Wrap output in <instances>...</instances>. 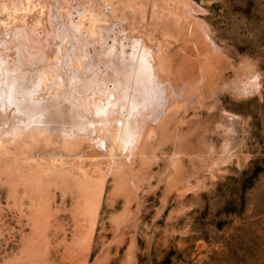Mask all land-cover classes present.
Instances as JSON below:
<instances>
[{
	"label": "rangeland",
	"instance_id": "rangeland-1",
	"mask_svg": "<svg viewBox=\"0 0 264 264\" xmlns=\"http://www.w3.org/2000/svg\"><path fill=\"white\" fill-rule=\"evenodd\" d=\"M4 37L0 264H264V0H0Z\"/></svg>",
	"mask_w": 264,
	"mask_h": 264
},
{
	"label": "bare ground",
	"instance_id": "bare-ground-1",
	"mask_svg": "<svg viewBox=\"0 0 264 264\" xmlns=\"http://www.w3.org/2000/svg\"><path fill=\"white\" fill-rule=\"evenodd\" d=\"M53 13H55V12H53ZM54 16H55V15H54ZM56 16H57V15H56ZM56 16H55V17H56ZM57 19H58V18H57ZM16 30H17V29H16ZM66 30H67V29H66ZM19 31H20V29H19ZM67 31H68V30H67ZM7 32H8V31H7ZM14 32H15V30H14ZM14 32H13V34H16V33H17V32H16V33H14ZM22 32H23V31H22ZM4 33H5V32H4ZM20 33H21V32H20ZM69 33H70V31H69ZM73 33H74V32H73ZM5 34H6V33H5ZM9 34H10V33H9ZM11 34H12V33H11ZM11 34H10V35H11ZM13 34H12V35H13ZM18 34H19V33H18ZM16 35H17V34H16ZM20 35L22 36V33H21ZM20 35H19V36H20ZM67 35H68V32H67ZM71 35H72V34H71ZM69 36H70V34H69ZM12 37H13V36H12ZM12 37H11V38H12ZM14 37H16V36H14ZM14 37H13V41H11V39L8 37V39L10 40L9 43H12V44H9L10 47H11L13 44H15V43H13V42H15L14 39H17V38H14ZM17 37H18V36H17ZM8 39L5 38V37L0 39V41H1V42H0V49H1V50H5V49H7V48H10L9 45H7V44H8V43H7V42H8V41H7ZM20 39H21V37H20ZM18 40H19V38H18ZM18 40H16V41L18 42ZM3 41H7V42L5 43V42H3ZM22 41H23V40H22ZM2 42H3V43H2ZM17 42H16V43H17ZM128 42H129V41H128ZM211 42H212V41H211ZM1 44H2V45H1ZM125 44H127V43H125ZM125 44H124V45H125ZM130 44H131V43H130ZM130 44H129V45H130ZM5 45L8 46V47H6ZM64 45H65V43H64ZM116 45H117V44H116ZM13 46H16L17 49H18L19 51L22 50V49H20V47H22V46H19V44H15V45H13ZM131 46H133V45L131 44ZM131 46L129 47L130 49H131ZM134 46H135V45H134ZM2 47H4L5 49H4V48L2 49ZM125 47H126V46H125ZM125 47H124V48H125ZM135 47H136V46H135ZM135 47H134V48H135ZM143 47H144V46H143ZM118 48H119V46H118ZM122 48H123V47H122ZM122 48H121V50H122ZM127 48H128V46H127ZM127 48H126V49H127ZM132 48H133V47H132ZM10 49H11V48H10ZM14 49H15V47H14ZM39 49H40V48H39ZM60 49H61L60 46H57L56 57H57L58 60H59V55L62 56V55H61V54H62V53H61L62 51L60 52ZM115 49H116V48H115ZM119 49H120V48H119ZM1 50H0V51H1ZM133 50H134V49H132V50H130V51H133ZM38 51H40V50H38ZM116 51H117V52H120L119 50H116ZM122 51H123V50H122ZM125 51H126V50H125ZM125 51H124V52H125ZM113 52H114V51H113ZM7 53H8V52H7ZM60 53H61V54H60ZM103 53H104V51H103L101 54H103ZM121 53H122V52H121ZM125 53H126V52H125ZM128 53H129V52L127 51V54H128ZM133 53H135V52L133 51ZM112 54H114V53H112ZM122 54H124V53H122ZM130 54H131V52H130ZM114 55H115V54H114ZM114 55H113V56H114ZM116 55H118V54L116 53ZM149 56H150V55H149ZM101 57H102V55H101ZM115 57H116V56H114V59H115ZM60 58H61V57H60ZM116 58H117V57H116ZM121 58H122V57H120V59H119V57H118L119 62H120ZM126 58H127V57H126ZM128 58H129V57H128ZM99 59L101 60V58H99ZM58 60H57V61H58ZM92 61H93V60H92ZM104 61H106V59H105ZM116 61H118V60H116ZM147 61H149V59H147ZM29 62H30V61H29ZM106 62H107V61H106ZM108 62H109V61H108ZM126 62H127V61H126ZM134 62H135V61H134ZM4 63H5V62H4ZM57 63L59 64L60 67H62V63H63V65H64V62H62V63H61V62H57ZM131 63H132V62H131ZM149 63H150V61H149ZM67 64H68V63H67ZM121 64H122V63H121ZM127 64H129V62H127L126 65H127ZM133 64H134V63H133ZM133 64H132V65H133ZM153 64H154V63L151 62V65H152V66H153ZM90 65H92V64H90ZM119 65H120V64H119ZM64 66H66V64H65ZM67 66H69V65H67ZM99 66H100V65H99ZM120 66H121V65H120ZM121 67H122V66H121ZM126 67H128V65H127ZM129 67H130V66H129ZM155 67H156V70H157V69H158L157 66H155ZM31 68H32V67H31ZM65 68H66V67H65ZM123 68H124V67H123ZM153 68H154V66H153ZM153 68H152V69H153ZM4 69H5V66H4L3 61H2V58H1V56H0V76H1V74L3 73L2 70H4ZM59 69H60V68H59ZM59 69H57V70H59ZM61 69H62V68H61ZM61 69H60L59 73L62 71ZM63 69H64V68H63ZM67 69H68V68H67ZM104 69H105V68H104ZM104 69H103V70H104ZM119 69H120V68H119ZM126 69H127V68H126ZM126 69H125V70H126ZM128 69H129V68H128ZM121 70H122V68H121ZM154 70H155V69H154ZM156 70H155V71H156ZM69 71H70V70H69ZM106 71H107V70H106ZM108 71H109V70H108ZM108 71H107V72H108ZM130 71H131V70H130ZM56 72H57V71H56ZM64 72L66 73L67 70H66V71L64 70ZM64 72L62 73V76H63V77L65 76V75H64V74H65ZM70 72H71V71H70ZM101 72H102V70H101ZM153 72H154V71H153ZM67 73H68V72H67ZM131 73H132V72H131ZM57 74H58V73H57ZM60 74H61V73H60ZM60 74H59V75H60ZM106 74H109V73H106ZM154 74H155V73H154ZM154 74H153V75H154ZM28 75H29V74H28ZM4 76H5V75H4ZM32 77H33V76H32ZM103 77H104V76H103ZM25 78H26V77H25ZM59 78H60V77H59ZM151 78H152V82L155 83V82L153 81V77H151ZM61 79H62V77H61ZM95 79H96V78H95ZM105 79H106V78H105ZM116 79H118V78H116ZM123 79H124V78H123ZM129 79H130V78H129ZM63 80H64V82H65V77L63 78ZM27 81H28V80H27ZM157 81H158V80L156 79V82H157ZM68 82H69V81H68ZM71 82H72V81H71ZM158 82H159V81H158ZM163 82H164V81H163ZM65 83H66V82H65ZM107 83H110V82L107 81ZM153 83H152V84H153ZM159 83H160V82H159ZM159 83H157V84H159ZM167 83H168V81H167ZM4 84H5V83H4ZM62 84H64V83L62 82ZM105 84H106V82H105ZM152 84H150V85H152ZM169 84H170V83H169ZM67 85H68V84H67ZM69 85H70V84H69ZM69 85H68V86H69ZM106 85H107V84H106ZM111 85H112V83L110 84V86H111ZM153 85H154V84H153ZM160 85H161V84H160ZM162 85H163V84H162ZM99 86H100V85H99ZM107 86H108V85H107ZM107 86H106V88H108ZM110 86H109V87H110ZM112 86H113V85H112ZM154 86H155V85H154ZM156 86H157V85H156ZM163 86H164V85H163ZM1 87H2V86H1ZM10 87H11V85H10ZM65 87H66V86H65ZM71 87H72V86H71ZM160 87H161V86H160ZM74 88H75V87H74ZM74 88H73V89H70V88H69L68 91H69V93H70V95H71L70 97H72L71 99L74 98V99H77L78 102H80V104H79L80 106H78V108L80 107L79 109H80V112L82 113V112L86 111V109H87L86 107H87L89 104L87 105V103H86V105H85V104L83 103V101H85V99L82 97V98L84 99V100H83V99L81 98V96H80V94H82V92L79 94V97H80V100L82 99L83 101L81 102L80 100H78L79 97L76 96L77 93H75L76 91L74 90ZM93 88H94V87H93ZM110 88H111V87H110ZM162 88H163V87H162ZM172 88H173V86H172ZM172 88H171V92L176 91L175 89H174V91H172ZM64 89H65V88H64ZM79 89H80V88H79ZM164 89H165V88H164ZM71 90H72V91H71ZM73 90L75 91V92H74L75 94L73 93ZM80 90H81V89H80ZM108 90H109V89H107V91H108ZM94 91H95V90H94ZM109 91H110V90H109ZM109 91H108V92H109ZM108 92H107L108 97L111 98L109 95L111 94L110 92H112V91H110L109 93H108ZM167 92H168V91H167ZM167 92H166V90H165V93H166V94H167ZM176 92H177V91H176ZM0 93H2V90H1V89H0ZM113 94H114V92L112 93V96H114ZM168 94H169V93H168ZM2 95H3V93H2ZM101 95H102V94H101ZM169 95H172V96H173L174 94H169ZM181 95H182V94H181ZM181 95H180V96H181ZM177 96H178V95H177ZM180 96H179V97H180ZM114 97H115V96H114ZM103 98H104V97H103ZM103 98H102V100H103ZM168 99H169V96H168ZM168 99H167V100H168ZM173 99H174V97H173ZM173 99H171V100L169 99V100L172 101ZM178 99H179V98H178ZM88 100H89V99H88ZM95 100H96V99H95ZM95 100H93V101H95ZM110 100H111V99H110ZM167 100H166V101H167ZM170 101H167V102H168V103H171ZM96 102H97V101H96ZM98 102H100V101H98ZM104 102H105V101H104ZM108 102H110V101H106V103H108ZM161 102H162V101H161ZM172 102H174V101H172ZM174 103H175V102H174ZM76 104H77V103H76ZM92 104H93V103H92ZM95 104H96V103H95ZM102 104H103V103H102ZM104 104H105V103H104ZM162 104L165 105V106H162V109H163V107H165V110H167V106H168V105L166 106L167 103L163 102ZM171 104L173 105V103H171ZM171 104H170V105H171ZM77 105H78V104H77ZM92 106H93V105H92ZM92 106H91V107H92ZM152 106H153V105H152ZM89 107H90V106H88V108H89ZM168 107L170 108L171 106H168ZM85 108H86V109H85ZM30 110H31V109H30ZM32 110H34V108H33ZM81 110H83V111H81ZM89 110H90V109L87 110V114H88V112H89V114H92L93 110L91 109V112H90ZM94 110H95V109H94ZM163 110H164V109H163ZM165 110H164L163 112H165ZM34 111H35V110H34ZM36 111H37V110H36ZM153 111H154V110H153ZM94 112H95V111H94ZM94 112H93V113H94ZM34 113H35V112H34ZM77 113H78V109H77ZM77 113H76V114H77ZM99 113H100V112H99ZM99 113H96V114H99ZM108 113H109V112H108ZM41 114H42V113H41ZM83 114H84V113H83ZM83 114H81V115L83 116ZM160 114H161V112H160ZM162 114H163V113H162ZM162 114H161V115H162ZM79 115H80V114H79ZM79 115H78V116H79ZM84 115H85V114H84ZM94 115H95V114H94ZM111 115H112V114H111ZM151 115H152V114H150V116H151ZM158 115H159V113H158ZM6 116H9V117H11V118H15L16 115H15V113H14V111H13L12 109H10L9 107H7V105H6V103H5V97L0 96V118H1L3 121H5V120H6L5 118H7ZM72 116L76 118L75 114L71 115V118H72ZM84 117H85V116H84ZM88 117H90V116H88ZM88 117H87V118H88ZM159 117H160V116H158V120H156V121L154 120V118H156V117H155V116L153 117V124H154L155 122H158V121H159ZM32 118L34 119V122H35V123H42V121L44 120V119L41 117V115H39V113H35L34 116H33ZM44 118H45V117H44ZM72 119H73V118H72ZM95 119H96V118H95ZM101 119H102V118H101ZM103 119H104V118H103ZM2 120H1V122H2ZM73 120H74V119H73ZM76 120H77V119H76ZM78 120H79V119H78ZM78 120H77V121H78ZM85 120H86V118H84V121H85ZM90 120H91V118H90ZM6 121H8V120H6ZM6 121H5V122H6ZM79 121H80V120H79ZM103 121H104V120H103ZM1 122H0V123H1ZM90 122H91V121H90ZM148 123H149V122H148ZM148 123L146 122V124H144V125L146 126ZM151 123H152V122H151ZM1 124H2V123H1ZM6 124H7V123H6ZM115 124H116V123H115ZM137 124H138V123H137ZM155 124H156V123H155ZM15 125H16V124H15ZM15 125H14V126H15ZM79 125H80V124H79ZM81 125H82V124H81ZM86 125H87V124H86ZM12 126H13V125H12ZM75 126H76V125H75ZM94 126H95V125H94ZM96 126H97V125H96ZM100 126H101V125H100ZM113 126H114V125H113ZM133 126H134V125H133ZM145 126H144V127H145ZM137 127H138V126H137ZM137 127L134 126V128H132V129L134 130V129L136 128V130H137ZM74 128H75V127H74ZM83 128H84V127H83ZM89 128H90V127H89ZM145 128H147V126H146ZM62 129H63V128H62ZM75 129H77V128H75ZM75 129H73V128L70 129V130H69V129H67V130H61V129H60V131H58V134L60 135V137L63 138V139H62V138H60V139L64 140V139H67V138L71 137L72 135H73V136L76 135L77 133L75 134ZM94 129H95V128H94ZM97 129H99V128H97ZM128 129H129V127H128ZM101 130H102V131H101ZM101 130H100V131H101V132H100V135H101V136H99L98 142H99V143H102L104 146L106 145V142H108V141H110V143H107V145H110L111 143H113V142H114V140H113V138H114L113 135H114V134H111V133H115V132L111 131V133H110V131H107V130H109V128H107V130H106V129H105V130L101 129ZM116 130H118V129H116ZM133 130L131 131V128H130V131H131L130 134L133 133ZM146 130H147V129H146ZM76 131L79 132V129L76 130ZM143 131H144V130H143ZM143 131H141V132H143ZM15 132H16V131H15ZM15 132H14V133H15ZM97 133H98V132H97ZM134 133H135V132H134ZM143 133H144V132H143ZM143 133H142V134H143ZM79 134H80V132H79ZM126 134H127V133H126ZM130 134H129V135H130ZM150 135H151V132H150L149 136H150ZM77 137H78V136H77ZM81 137H82V136H81ZM94 137H95V136H94ZM127 137H128V136H127ZM130 137H131V136H129V137H128L129 139H127V140H130ZM140 137H141V135H140ZM140 137H138V138H140ZM9 138H10V137H9ZM71 138H72V137H71ZM71 138H69L70 141H72ZM117 138H118V135H117ZM132 138H133V137H132ZM2 139H4V137H3ZM2 139H1V140H2ZM69 139H68V140H69ZM74 139H75V137H74ZM74 139H73V140H74ZM114 139H115V138H114ZM135 139H136V138H135ZM9 140H10V139H9ZM68 140H67V141L64 140V141H66V142L68 143V142H69ZM112 140H113V141H112ZM127 140H126V141H127ZM131 140H132V139H131ZM5 141H6V140H5ZM5 141H4V142H5ZM119 141H120V140H119ZM126 141H125V143H126ZM138 141H139V140H138ZM138 141H137L135 144H138ZM10 142H11V141H10ZM66 142H65V143H66ZM129 142H130V141H129ZM11 143H12V142H11ZM16 143H17V142H16ZM67 143H66V144H67ZM72 143L74 144L75 142H72ZM115 143H116V142H115ZM8 144H9V142H8ZM13 144H14V143H13ZM20 144H21V143H20ZM93 144H94V143L92 142V145H93ZM6 145H7V144H6ZM77 145H78V144H77ZM98 145H99V144H98ZM98 145H97V147H98ZM100 145H101V144H100ZM100 145H99V147H100ZM103 145H102V146H103ZM111 145H113V144H111ZM115 145H116V144H115ZM75 146H76V145H75ZM95 146H96V143H95ZM119 146H120V145H119ZM119 146H118V149H120ZM97 147H95V148H97ZM99 147H98V148H99ZM106 147H108V146H105V147H103V148L101 147V149L99 148V149H100L99 151H102V150H103V151H106L107 149H106V150L104 149V148H106ZM116 147H117V146H116ZM120 147H121V146H120ZM98 148H97V149H98ZM113 149H115V146H113ZM113 149H112V151H113ZM116 149H117V148H116ZM118 149H117V150H118ZM107 151H108V150H107ZM107 151H106V152H107ZM114 151H115V150H114ZM97 152H98V151H97ZM119 152H120V151H119ZM104 154H105V153H104ZM107 154H108V152H107ZM115 154H116V153H115ZM118 154H119V153H118ZM97 159H98V158H97ZM87 201H88V200H87Z\"/></svg>",
	"mask_w": 264,
	"mask_h": 264
}]
</instances>
